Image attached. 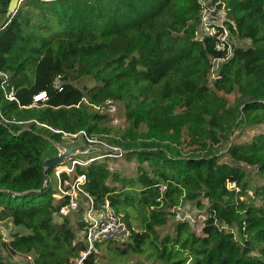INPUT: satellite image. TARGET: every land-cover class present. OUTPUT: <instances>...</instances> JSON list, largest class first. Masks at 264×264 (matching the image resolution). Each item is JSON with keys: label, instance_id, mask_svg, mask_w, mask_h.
<instances>
[{"label": "trees", "instance_id": "trees-1", "mask_svg": "<svg viewBox=\"0 0 264 264\" xmlns=\"http://www.w3.org/2000/svg\"><path fill=\"white\" fill-rule=\"evenodd\" d=\"M9 1L0 0V13ZM216 1L230 35L249 44L233 43L211 84L210 59L224 52L214 37H195L201 0H23L3 17L0 220L20 232L0 238V264L17 255L75 264L86 250V194L96 207L107 200L130 235L97 243L83 264L103 263L105 249L111 264L131 256L143 258L134 264H264V131L232 138L264 125V0ZM83 77L95 83L79 85ZM43 90L47 99L33 104ZM106 100L121 102L124 127L109 123ZM67 139L120 147L136 175L111 168L115 156L99 149L85 160L68 155V167L80 163L57 176L63 162H44ZM78 175L86 194L61 215L70 200L55 197L58 181ZM186 203L205 212L201 234L176 219Z\"/></svg>", "mask_w": 264, "mask_h": 264}, {"label": "built area", "instance_id": "built-area-1", "mask_svg": "<svg viewBox=\"0 0 264 264\" xmlns=\"http://www.w3.org/2000/svg\"><path fill=\"white\" fill-rule=\"evenodd\" d=\"M203 4V3H202ZM219 2H211L214 8H223L224 13L226 12L223 4L218 7ZM206 6L203 4V8L200 14V23L195 31V37L197 39H202L204 37H214L215 38V49L219 52H224L220 57H212L210 59V66L208 70L209 82L220 78L221 68L224 62H226L233 54V42L228 38L230 32L229 29L224 24V19L221 23L214 22L212 20H207L209 9H205ZM220 28V29H219ZM55 87L59 86V80L56 79ZM13 89L9 92V98L12 97ZM47 99L46 91H39L33 95V104L45 101ZM102 107H106L110 111L113 107V101L106 100ZM81 134L86 135L84 131H80ZM73 137L76 134H71ZM88 141H92L87 138ZM108 155L111 156H121L123 151L120 147H111L108 151ZM75 163H80V161L73 159L71 162V167L66 166L64 168H56L55 173L57 176L65 170L69 173L73 171V165ZM70 168V169H68ZM85 181L84 175H78L75 178L69 180H59L57 184V195L55 197L60 198L62 196H69V203L60 208L61 215H67L70 211L75 210L78 207V197L80 193L86 194L81 185ZM234 185L230 183V186ZM88 197V206L84 208L83 218L85 220V230H84V240L86 244V250L80 253V257L75 260V264H83V259L88 256L94 249L97 243H110L112 241H124L127 240L130 235V229L126 223L117 216L106 200L96 207L93 203L91 196L86 194Z\"/></svg>", "mask_w": 264, "mask_h": 264}, {"label": "rangeland", "instance_id": "rangeland-1", "mask_svg": "<svg viewBox=\"0 0 264 264\" xmlns=\"http://www.w3.org/2000/svg\"><path fill=\"white\" fill-rule=\"evenodd\" d=\"M201 1L206 6L205 9L206 10H207V8L209 9V12L206 11V13L208 15L207 20H212L214 22L221 23L226 18V12L224 13L223 8H218V9L214 8L212 5H210L211 0H201ZM4 16H5V14L0 13V23H1ZM228 38L233 43H235L237 45L246 46L247 44H249V41L239 40L237 38L232 37L230 34H229ZM81 83L87 84V85H92L95 83V81L91 77H83L80 80V82H78L79 85H81ZM210 84H211V82H210ZM227 97H228L229 101L232 102L233 95H228ZM101 110H103V112L107 113V115L109 117V123L111 125L116 126V127H121V128L126 125L127 121H126V118L124 115V108H123V105L121 104V102L113 101V107L110 111H108L106 109V107H101ZM261 131H264V125H259L256 128L246 132L243 135H237L239 132L235 131L232 135V138H233V141L246 140V139H249L253 134L261 132ZM65 142H66V145H60L59 146L60 153H62L66 149L71 150L70 155H76L74 157L79 158V159H83V160L86 159L87 155H94V154L99 153L98 152L99 149L102 152H107V154H109L108 150H110V146L107 145L106 143L101 144V146L103 147L101 149V147H99L97 145L98 142H100V141H97V140H93V142L90 144L83 143V141L77 140V139H67ZM67 146H70V147H67ZM68 159H69V157L66 156L62 160L63 164H60L56 168L60 169V168H64V167L68 166V162L71 161ZM222 160H225V157H222ZM107 162L109 163V166L111 168L119 171L121 173V175H125V176L136 175V170H135L136 162L134 159L127 160L122 156H118L115 158H112V157L109 158ZM70 167H71V165H70ZM68 169H70V168H68ZM49 180H50L49 184L51 185V187L53 189H56V178L53 175H50ZM83 205L86 208L88 206V202L84 201ZM204 218H205V212L203 210L196 208L193 204H190V203H186L185 205L180 207L177 210V214H176V219H187L191 223L193 229L195 230V232L197 234H201V228L203 226ZM17 232H20L19 227L14 226L9 221L0 220V238L1 239L8 240ZM104 253L106 256H104L102 258L100 257V259H102V261H103V263H101V264H111L110 263V259H111L110 254H112V251L109 249H105ZM142 260H143L142 257L131 256L129 259H127L126 261L120 262L119 264H134L137 261H142ZM27 261H28V257H25L23 255L8 257V262L10 264H26Z\"/></svg>", "mask_w": 264, "mask_h": 264}, {"label": "water", "instance_id": "water-1", "mask_svg": "<svg viewBox=\"0 0 264 264\" xmlns=\"http://www.w3.org/2000/svg\"><path fill=\"white\" fill-rule=\"evenodd\" d=\"M21 1H23V0H10L9 1L8 7H7V10L5 13V16L7 18L11 17L15 13V11L17 10V7L21 3ZM70 153H71V150H67V149L65 151H63L62 153L59 152L58 155L46 159L44 162V167L48 168V167H51L57 163L62 162V160L66 156L70 155ZM44 178L47 179V175H45Z\"/></svg>", "mask_w": 264, "mask_h": 264}]
</instances>
